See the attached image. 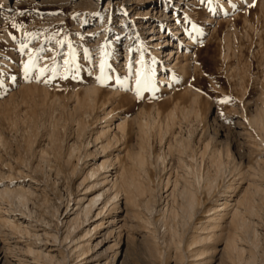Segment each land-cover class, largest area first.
Listing matches in <instances>:
<instances>
[{"label": "rangeland", "instance_id": "374dc122", "mask_svg": "<svg viewBox=\"0 0 264 264\" xmlns=\"http://www.w3.org/2000/svg\"><path fill=\"white\" fill-rule=\"evenodd\" d=\"M116 1L107 5L104 0L89 7L78 0H0V186L20 185L32 193L28 203L32 214L29 235L12 232L0 224V264H199L194 256L198 245L193 243L197 227L206 221L209 208L217 204L218 198H241L245 188L253 205V214H246L252 230L236 231L237 246L245 252L226 253V231L236 230L233 225L227 226L228 230L212 243L216 254L212 252L207 264H250L248 257L252 255L255 264H264V131L249 120L264 107V0H222L224 5L220 0H212L211 4L208 0H187L176 8L178 24L172 20L177 0L168 10L169 24L160 19L163 0L154 10L147 0H132L139 10L133 12L138 23L152 21L153 33L147 32L148 27L128 33L125 21L121 25V9L108 23L105 11ZM178 31L180 52L176 53L175 48L170 61L178 57L179 69H169L163 66L167 52L156 38L162 32V39H168ZM25 64L31 65L27 72ZM141 69L146 74L151 72L152 84L138 98L134 89ZM90 82H95L103 94L93 113L80 116L84 124L80 128L74 118L72 95ZM114 91L126 99L117 100ZM108 98L119 116L131 118L144 110L147 118L156 120L155 130L147 135L150 139L144 136L150 153L147 173L139 176L148 191L133 203L136 206L126 202L127 207L123 201L120 218L126 223L121 222V229L108 235L95 260L82 256L81 260L70 239H63L67 234L66 215L83 194L81 166L75 171L77 158L70 160L68 151L70 144L83 149L89 141V149H94L93 131L103 115L102 99ZM224 99L228 102L219 103ZM173 107L175 126L168 130L167 114ZM215 134L222 140L224 172L218 175L212 191L199 192V204L191 220L186 221L181 214V197L176 201L166 197L167 178L170 173L173 178H182L185 166L195 168L201 161L203 171H207L208 157L201 160L200 151ZM135 136L131 133L126 142L136 145L141 138ZM181 139L189 144L183 152L175 150ZM171 142L176 147L172 153L168 149ZM162 155L165 166L157 162ZM233 179L238 186L231 193L229 184ZM1 202L5 211L9 205ZM171 206L179 215L172 216L173 229L167 230L163 222L172 215L167 210ZM20 212H16L18 217H22ZM46 231L58 236L56 245V239L47 237ZM81 232L82 226L73 234ZM256 232L259 246L254 245ZM36 233H41L43 245H32L35 240L41 243L35 239ZM29 246L49 249L56 258L50 261L37 257L39 253L31 255Z\"/></svg>", "mask_w": 264, "mask_h": 264}, {"label": "bare ground", "instance_id": "6f19581e", "mask_svg": "<svg viewBox=\"0 0 264 264\" xmlns=\"http://www.w3.org/2000/svg\"><path fill=\"white\" fill-rule=\"evenodd\" d=\"M78 1L85 6L93 7V5H95L96 3L100 4L104 0H78ZM113 1L115 0H107V5L112 3ZM140 1H143V0H140ZM147 1L150 2L154 10L155 8L154 6L158 4L159 0H147ZM174 1L176 2V0H163V6H162L163 10L160 15V19L163 21H167V24L170 23V17H171V15H169L168 13V10L172 8V6L174 5L172 4V2ZM184 1H187V0H177L176 2L177 5L173 7L174 11L172 15L173 16L172 20H176V24H178V14L176 12V8L180 7L181 6L180 4L183 3ZM119 2H121L122 4L121 6H119ZM221 2L222 0H220V4L224 5ZM115 3L116 4L112 5L110 8H108L105 11L106 12L105 15H107L108 17V23L109 22L112 23V21L114 20V17H115L114 12L121 9L123 10V12L121 13L122 14L121 19L123 23L121 25H124V21H125V24L128 25L127 26L128 33H132L133 31H140L142 29H145L146 27L149 28L147 32L151 31V33H153L155 29V25L152 24V21L146 22V23H138V20L135 18L136 16L135 14H133V12L135 11L134 13H136L138 9L136 10L135 7L133 6L134 1L117 0ZM108 23H107V26H109ZM138 24L140 25L138 26ZM140 26L141 28L138 29V27ZM178 28L179 27L177 26L176 29ZM174 34L177 36H174ZM178 34H179V31L177 33L173 32V34L169 35L168 39H162L161 35L163 34L161 32L160 37L156 38V39H159V47L165 48V52H167V59H166L167 62L165 65L163 64V66H166L169 69H171L172 67H176V68L179 67L178 57L175 58L174 62L170 61L171 56L173 55L172 53L175 50V48L178 49L176 53L180 52L179 48L181 46V42H180L181 38H179L180 35ZM175 45L176 47H174ZM81 91L75 89L72 95V106L75 112L74 118L80 128L84 127L83 121L81 120L80 116L83 114L93 113L95 109L97 108L99 102H101V97L103 94V92L99 90L95 82H90L89 84H86L85 86L82 87ZM119 91L117 92L114 91L112 95L115 98H117V100L126 99L127 96L123 97ZM110 99L109 98L106 100L102 99L101 106L103 110V115L98 117L99 124L97 125V129L93 131L94 132L93 139L95 142L93 145L94 149L93 150L89 149V146L91 144V141H89L88 144H86V146L84 147L82 146L83 149H81L78 145L70 144L71 145V147L69 148L70 151H68L70 160L74 157L77 158V162L73 164L75 171H78L79 166H81L79 170V173H80L79 178H81L80 184L83 185V191H82L83 194L77 200H75L76 202L73 204V207L70 209V211H69L70 204H68L67 210L69 212L66 211L68 212V214L66 215V218H65L66 221L64 220L67 226V234L66 236L64 235L65 238L63 239L65 241H67V239H70V243L72 245H75L74 246L75 248L73 250L78 252L76 257H80L81 260L83 257L85 260L88 258L94 259V257H97L99 250L104 246L103 245L104 241H106L107 238L108 239L110 238L108 237V235L114 234V232H116L117 230L119 231L121 227L126 223V222H123V219L120 218L121 213H122L123 201L125 200L124 201L125 206L130 204V202H132L131 203L132 205L136 206L133 203H136V200H138V197L140 199V196L146 195L145 193L148 191L147 187H145L143 182L140 180L142 177L139 178V176L140 174H142V172L147 173L146 166L149 161L148 157H149L150 152L148 150V147L146 146L148 145L145 142L146 139L144 140V138H147L148 137L147 135L149 134V132H151L154 129L153 127H154V123L156 120L155 118H151V116L150 118H147L146 117L147 115L144 110L137 112L131 118L129 117V115L119 116L114 113V110L112 108V102L110 101ZM175 106L177 107V105ZM173 108L167 114L168 130H170V128L173 127L175 123V118L177 116L175 108L174 109ZM187 113L188 112H185V114ZM249 120L252 126L257 127V129H262L264 131V107L263 109L259 108V112L255 114V116L250 117ZM155 124L157 125V123ZM131 133L134 135L136 134V136L138 135L141 138V140H139V142H137L136 145L131 143V141L128 143L126 142V139L129 137V135H131ZM138 136H137V139H138ZM144 136H147V137H144ZM263 139H264V136H263ZM184 140H187V139H181L180 141L178 140V145L175 144V142L173 144L172 142L169 143L168 144L169 151L172 153L173 149L178 147V149L176 148L175 150L179 152H183L185 149L188 148L186 147L187 142L185 143ZM213 140H215V143H216L215 145L213 144ZM220 141L222 140H219V136L215 134V136H213L211 140H208V141L206 140L205 144L203 143L204 144L203 150L200 151L201 153L199 152L200 154L203 155L201 160L202 159L204 160V157H206V155L208 157L207 159L209 163H208L207 171H203V168H202L203 161L200 160L201 163L199 164L197 163L198 165L195 166V168L187 167L188 165L185 166L187 169L185 170V173H184L185 175L182 176V178L180 176H178L180 178H178L177 176L176 178H173L172 173H170L167 178L166 188H168L167 189L168 194L166 195V197L174 201L177 200L176 197L178 196L181 197L179 198L180 202H182L180 205L181 214H182V218L184 217L186 221L188 218L194 215V210L196 206L199 204V192L201 190H207V191H210L211 189L213 190L214 183L215 184L217 183L218 175L224 172L223 150L221 147L222 142ZM174 144L176 145V147ZM121 146L123 147L120 148ZM187 146H189V144ZM226 149H227V157L232 156L229 144H227ZM196 154L198 155V153ZM157 162H161V164L165 166V163H166L165 156L164 155L158 156ZM212 168L214 170H212ZM244 177L245 176H243V178ZM229 185H230L229 189L231 190L230 192L232 193L237 190L238 181H236V179L235 180L233 179V183ZM258 188L259 187H256L257 190H259ZM245 189H246L245 194L242 195L241 198L239 197L238 199L231 200V199H228V197H231L228 195L218 198L216 200L217 204H214L213 206L209 208L206 221L202 222L201 225L197 227L198 231H197V235L193 237L194 238L193 243L195 245H198V248L195 249L194 256L195 258H197V260L199 258V262H200L199 264H207L211 262V259H210L211 254L213 252V249L215 248V245H212V243L214 242L215 238L219 236V234H222L221 232H223L227 228V226H231V225H233V227L236 230L234 232L232 231L231 233L230 231H226L228 232V234L224 236V240H225L224 248L227 251L226 253H229L228 254L229 256L232 255V253L236 251H238L237 254L239 253L240 255H242L241 253L242 251H244V249H242V247L237 246L238 244L237 234L238 233H236V231H239V229H242L243 231L245 230L247 233H249L252 230V225L251 223H249L250 221L247 222L246 214L247 213L253 214V205L251 204V199L248 195L249 190L248 188H245ZM30 190L20 185L15 186V187H12L10 184L9 185L5 184L2 187L0 186V201L2 202L7 201L6 203H8L7 205H9L7 206L5 211L2 209V206L0 205V224L3 223L4 227L7 226L8 229H11V231L13 230L12 232H16V233L23 232L25 233V235L26 233L27 235L30 234L29 229L31 228L29 227L32 223V214L31 212H29V209H28V203L32 195ZM126 202H128V204ZM14 203L19 204L18 206H20V208L18 209V206ZM11 205H13L14 207L15 206L17 207L13 208ZM21 207L26 208L28 211L26 212V210H22ZM1 210H3L4 213H2ZM17 210L19 211L21 210L20 213L22 217H18V213H16ZM167 210L169 212L168 214L171 213L172 215H170L169 218H166L167 216L165 213L164 217L165 216L166 217L165 218L163 217L164 218L163 223H164V226H166L165 229L171 230L173 229L171 218L172 216H176L179 214L173 210L172 206ZM78 222L80 223V225L77 227ZM121 222L123 225L122 224L119 225ZM81 226H82V232L79 235L77 233H76L77 235H74L73 233L75 231L77 232V230H79ZM49 232L46 231L45 235H47V237L48 235L49 237H54L56 239V240L54 239L55 240L54 245H56V241H58L57 240L58 236L57 237L55 235L52 236L51 234H49ZM38 233H36L34 237L36 236L37 240H40L42 244L38 243V241L35 240L36 242L34 241V244L32 243V245H35V246L43 245L44 242H42V240L39 238L41 236V233L40 234ZM256 236L257 237H254L256 239V240L254 239L255 240L254 245L259 246L260 238L257 232H256ZM44 237L46 238V236H43V238ZM116 237L119 238L120 235ZM50 239L53 240V238H50ZM46 247H48V245ZM39 248L40 246H38V249H35L32 246H29V249L27 250L28 252L29 251L31 252V255L39 253L37 257L38 256L42 258L44 257V259L46 258V259H49L50 261L56 258L54 254L50 252L51 250L49 251L48 249L47 251L46 249V251H43L44 248L43 249H39ZM104 252L105 251H103V253ZM240 255L238 259L240 258V262L242 263L243 259ZM78 259H75V260L78 261ZM248 262L250 264H255L254 255H252L251 257H248ZM105 263L107 264V262Z\"/></svg>", "mask_w": 264, "mask_h": 264}, {"label": "snow or ice", "instance_id": "6c2138e0", "mask_svg": "<svg viewBox=\"0 0 264 264\" xmlns=\"http://www.w3.org/2000/svg\"><path fill=\"white\" fill-rule=\"evenodd\" d=\"M201 2H203V0H201ZM208 3L211 4L212 0H208ZM13 27H16V25H12ZM26 47V46H25ZM30 64H25V71L27 72L28 69L30 68ZM101 67H103V65H101ZM41 72H43V70H41ZM99 79V78H98ZM152 84V74L151 72H148L147 74L143 71V69H141L138 73H137V78H136V88L134 89V91L136 92L137 97L139 98L141 95V91L148 88L149 86H151ZM228 100L224 99L219 101V103H227Z\"/></svg>", "mask_w": 264, "mask_h": 264}]
</instances>
